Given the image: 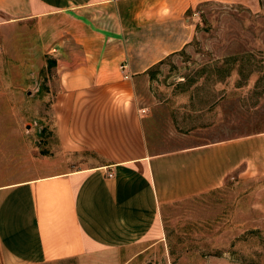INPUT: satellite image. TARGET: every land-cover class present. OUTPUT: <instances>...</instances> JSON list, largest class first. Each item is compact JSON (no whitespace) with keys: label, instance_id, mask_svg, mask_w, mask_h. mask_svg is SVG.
<instances>
[{"label":"crops","instance_id":"crops-1","mask_svg":"<svg viewBox=\"0 0 264 264\" xmlns=\"http://www.w3.org/2000/svg\"><path fill=\"white\" fill-rule=\"evenodd\" d=\"M207 1L224 0H0V28L33 25L58 84L50 150L21 126L0 148V264L148 246L164 239V207L219 188L242 164L264 166V132L172 141L169 117L141 92L191 41L190 11Z\"/></svg>","mask_w":264,"mask_h":264},{"label":"rangeland","instance_id":"rangeland-1","mask_svg":"<svg viewBox=\"0 0 264 264\" xmlns=\"http://www.w3.org/2000/svg\"><path fill=\"white\" fill-rule=\"evenodd\" d=\"M194 11L195 35L153 68L141 92L169 117L163 131L172 141L194 131L257 136L264 132V0L207 1ZM57 89L54 52L34 26L1 27L0 148L21 126L50 150ZM161 221L164 239L148 246L41 264H264V166L242 164L219 188L164 207Z\"/></svg>","mask_w":264,"mask_h":264}]
</instances>
